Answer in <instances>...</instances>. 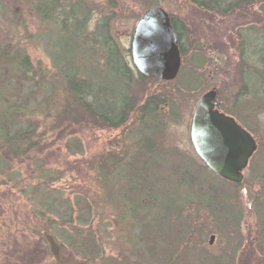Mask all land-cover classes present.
I'll list each match as a JSON object with an SVG mask.
<instances>
[{
  "label": "rangeland",
  "instance_id": "rangeland-1",
  "mask_svg": "<svg viewBox=\"0 0 264 264\" xmlns=\"http://www.w3.org/2000/svg\"><path fill=\"white\" fill-rule=\"evenodd\" d=\"M77 1L0 0V41L9 44L12 53L28 56L27 74L25 66L0 65V123L14 120L12 129L34 127L29 140L16 144L26 154L10 156L1 164L5 170L0 173V264H57L45 233H51L60 244L64 264H214V260L220 264H262L263 246L259 243L262 240L260 244H264V83H244L236 30L243 28L249 32V39L256 40L246 44V53L251 56L249 62L260 69L257 56L251 53L260 47L264 29V11L260 7L264 0L250 4L246 12L226 16L203 11L189 0H83L88 8V31H95L101 17L110 13L112 34L128 54L134 27L151 5H160L183 17L188 29L186 48L191 51L196 47L205 54L201 89L189 96L177 94L182 119L167 120L165 149H177L198 166L204 165L193 150L190 123L198 99L211 88L218 90L224 112L250 117L246 125L259 143L244 171L241 187L222 184L223 190H218L219 214H213L204 200L208 186L221 183L205 170L191 185L184 180L177 189L169 182L160 184L159 190L169 192V199L178 208L184 207L190 219H166L162 225L144 220L146 227L147 223L151 225V238H146V231L142 244L139 239L143 226L140 230L139 225L145 215L159 217V195H154L156 200L138 218L131 215L123 198L127 188L137 185L130 165L110 179L104 174L110 175L108 170L114 161H127L136 155L133 143L141 135L115 142L121 137L119 131L84 122L87 116L77 112L78 101L66 96L65 72L59 68L63 63L56 40L61 21L43 20L37 11L44 4L55 11L60 5ZM88 53H80L76 67L81 77L99 82L104 60L98 51ZM133 83L134 91L145 98L147 92L140 81L135 79ZM172 85L178 87L179 83ZM137 155V160L143 158ZM142 165L137 173L139 180L148 176L156 181L155 176L163 174L157 173L159 164L152 166L154 170ZM145 185L141 187L144 192L136 193L144 197L143 204L150 201ZM166 196L160 197L163 204L169 202L164 200ZM235 199H239L238 204ZM228 205L237 214L235 219L228 217L229 212L234 214ZM176 206L172 208L174 212ZM184 221L197 225L200 242L191 243L183 255L174 257L186 227ZM86 232L95 235L102 257L89 256L88 260L79 252V239ZM171 238L173 241L167 242ZM148 244L154 251L147 248Z\"/></svg>",
  "mask_w": 264,
  "mask_h": 264
},
{
  "label": "trees",
  "instance_id": "trees-1",
  "mask_svg": "<svg viewBox=\"0 0 264 264\" xmlns=\"http://www.w3.org/2000/svg\"><path fill=\"white\" fill-rule=\"evenodd\" d=\"M196 4L200 9L206 12L228 15L235 11H248L250 4H255L257 0H189ZM44 6V8H42ZM58 9L54 11V8H49L47 5H41L37 7L39 16L45 20L48 18H55L61 21V26L59 30V36L56 40V45L59 52H61V57L58 56L63 65L59 66L63 72H65L64 77L66 80V96L67 98H74L77 100V112L84 113L87 118H83L86 124H96L98 126L113 128L119 131L120 136L115 142L127 139L130 135L140 134L141 138L139 141L133 143L135 149L132 158L127 161L125 165L123 161L116 160L111 165L112 167L108 170V173H104L105 176H109V179L117 174L122 168L127 170L128 166L131 174L134 176L133 179L137 181V185H131L129 189L127 188L126 194L124 195L125 206L129 209L131 215L139 216L143 211H147L153 201L156 200L154 195H159V217L155 215L144 216L143 219V232L141 234V239L147 233L146 238H151L149 236V230H151L150 223L156 222L155 225H162L165 223L166 219L174 220L190 219L189 214H184V207L179 208L176 206L174 200H170L168 197L169 192H164L159 190V185L163 182L170 183L174 185V188H180L184 181H189L186 183L192 184L197 179L201 173H209L213 178L216 179L221 185L211 183L208 190V196L205 198V204L208 208L216 215L220 213L221 209L219 202L217 201L218 190L222 189V184L232 185L234 188L238 189L241 187L240 183H234L228 181L212 171L204 164L198 166L195 160L189 157L186 153L181 152L177 149L170 150L165 149L164 137L167 120L180 121L182 119V113L179 108V101L177 94L182 96H189L194 92H198L201 89L202 82L204 78L205 54L198 50L196 47H192L191 51L186 48L185 40L188 35L187 22L181 21L176 24V18L178 15L171 13L172 21L174 26L176 25V31L180 39V50L182 55V64L178 76L173 80H159L155 78L148 77L136 71L132 63L129 61V56L127 51H125L115 39L112 34L111 29V18L112 15L107 14L101 17L99 20L96 30L93 32L88 31L89 25V15L88 8L83 3V0H78L77 3H67V5H60ZM261 10L264 11V4L261 5ZM53 12V13H52ZM254 25V24H253ZM178 26V27H177ZM253 27V26H252ZM260 37V47L257 50H252V55H256L258 58L260 69L252 65L246 53V44H252L256 40L249 39L248 33L245 29H237V37L240 40V66L242 67V77L244 83H264V29ZM91 50L98 51L100 53V58L104 60L100 64V74L99 82H94L90 78H83L80 76V70L76 67V63L79 60V55L81 52L88 53ZM89 54V53H88ZM203 58V59H202ZM13 64L18 67L25 66L24 73L27 74L28 69L26 68L28 64V56L23 53H12L9 44L0 41V65L2 64ZM135 79H138L142 84L143 90L145 89V98L141 97L134 91L133 83ZM159 80V83H158ZM172 82L179 83L178 87L172 85ZM4 84V83H3ZM2 88V83H0ZM178 94V95H179ZM180 96V95H179ZM247 110L250 109L248 105L245 106ZM79 108V109H78ZM249 108V109H248ZM236 112V111H235ZM77 113V114H78ZM234 113V111H233ZM76 114V115H77ZM240 119L244 126H247L250 121V117H246L245 114L238 115L234 113ZM11 123H0V137L3 138V142H0V173L5 169H2L1 164L6 163V159L10 156L19 157V155L26 154V151L20 150V146L16 145L20 141H27L34 134V127L29 126L27 129L20 130L17 126L12 129ZM12 129V130H11ZM14 132V134L12 133ZM261 145V144H260ZM262 146V145H261ZM31 147V146H30ZM159 148V169L157 173H163L161 175L155 176L156 181L147 179L139 180L137 173L139 172L141 166H146V169L154 170L157 163V151ZM142 151V159L144 162L137 160V154ZM146 156V157H145ZM163 162V163H162ZM140 167V168H139ZM143 169V167H142ZM135 170V171H134ZM205 170V171H204ZM182 174V176H181ZM181 176V177H180ZM162 177V178H161ZM159 178V179H158ZM178 178V179H177ZM180 178V181H179ZM163 179V180H162ZM189 179V180H188ZM206 180V179H205ZM177 182V184H174ZM146 184V192L150 196L148 203L143 204L142 198L137 196L136 193L144 192L141 187ZM169 190V189H168ZM237 192V191H236ZM164 200L169 201L163 204V199L160 198L162 195ZM236 204H238L239 199H235ZM175 207L176 211L172 210ZM234 213H228V217L235 219L237 215L228 205V209ZM238 209V208H236ZM241 215V213H239ZM146 217V218H145ZM151 219V220H150ZM220 220V219H219ZM238 224V220H235ZM145 223V224H144ZM185 229L182 231L181 236H179V245L174 251V257L181 256L185 253L186 249L191 243L200 242V230L195 223H187ZM179 227V226H178ZM176 227V228H178ZM176 230V229H175ZM174 230V233L176 231ZM174 237V234L172 232ZM75 240V239H73ZM173 238L167 240V242H172ZM81 244L78 247L80 253H83L86 259L89 260V256L92 257H102L103 253L101 247L96 243V237L91 232H86V235H82V240L79 239ZM262 243V240L261 242ZM261 248L264 254V244ZM149 250L154 251L153 247L148 244ZM214 264H220L216 262ZM216 262V263H215ZM264 264V258L260 262ZM172 264V263H170ZM202 264V263H201ZM205 264V263H204Z\"/></svg>",
  "mask_w": 264,
  "mask_h": 264
},
{
  "label": "water",
  "instance_id": "water-1",
  "mask_svg": "<svg viewBox=\"0 0 264 264\" xmlns=\"http://www.w3.org/2000/svg\"><path fill=\"white\" fill-rule=\"evenodd\" d=\"M137 71L159 80H173L182 63L179 39L170 13L152 5L140 15L131 42ZM219 92L211 88L201 95L192 113L190 140L195 153L210 171L234 182L244 180V170L257 150V142L235 118L220 111ZM57 264H64L60 245L45 233Z\"/></svg>",
  "mask_w": 264,
  "mask_h": 264
},
{
  "label": "flooded vegetation",
  "instance_id": "flooded-vegetation-1",
  "mask_svg": "<svg viewBox=\"0 0 264 264\" xmlns=\"http://www.w3.org/2000/svg\"><path fill=\"white\" fill-rule=\"evenodd\" d=\"M181 21H186L183 17H181V16H178L177 18H176V24H178V23H180ZM171 22H172V25H173V28H174V30H175V32H176V34H177V29H176V25L174 26V22L172 21V18H171ZM178 27V26H177ZM134 29H135V27H134ZM134 32V31H133ZM177 36H178V34H177ZM132 37H133V33H132V36H131V42H132ZM178 39H179V37H178ZM130 47H131V45H130ZM179 47H180V39H179ZM181 51V50H180ZM128 52L130 53V54H128L129 56H131V48H129L128 49ZM131 63H132V60L130 61ZM158 83H159V80H158ZM260 84L261 83H253V86H260ZM220 111L221 112H224L223 110H222V108H221V105H220ZM225 114H227V115H230V116H232L233 118H235L236 119V121L238 122V123H240L246 130H248L249 132H250V134L254 137V139H255V141L257 142V145H259V143H258V139H257V135L254 133V131L253 130H251L249 127H247V126H244L243 125V123L240 121V119H238L237 117H235L234 115H232V114H229V113H226V112H224ZM257 149H258V147H257ZM158 151H159V148H158ZM157 151V152H158ZM256 152V151H255ZM255 154V153H254ZM254 154L252 155V157H251V159L253 158V156H254ZM140 155L142 156V151H141V153H140ZM146 157V156H145ZM156 158H157V163L159 164V152L157 153V156H156ZM142 160V161H141ZM140 162H144V159H140ZM142 199H144V197H141ZM158 199H159V197H158ZM158 206H159V203H158ZM140 226V230H142V224H140L139 225ZM139 242L142 244L143 243V241H142V239H139Z\"/></svg>",
  "mask_w": 264,
  "mask_h": 264
},
{
  "label": "bare ground",
  "instance_id": "bare-ground-1",
  "mask_svg": "<svg viewBox=\"0 0 264 264\" xmlns=\"http://www.w3.org/2000/svg\"><path fill=\"white\" fill-rule=\"evenodd\" d=\"M60 245V244H59ZM60 250H61V247H60Z\"/></svg>",
  "mask_w": 264,
  "mask_h": 264
}]
</instances>
